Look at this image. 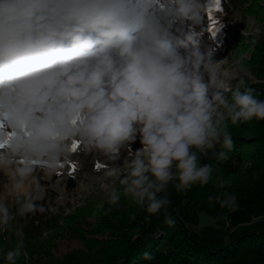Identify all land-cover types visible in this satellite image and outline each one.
<instances>
[{"label": "clouds", "instance_id": "1", "mask_svg": "<svg viewBox=\"0 0 264 264\" xmlns=\"http://www.w3.org/2000/svg\"><path fill=\"white\" fill-rule=\"evenodd\" d=\"M211 4L0 0V233L15 237L0 247L5 264L28 260L17 218L48 211L43 181L71 175L81 156L99 162L109 206L129 201L146 222L162 213L171 227L169 185L177 193L207 185L214 168L201 156L228 160L230 128L264 121L247 53L225 69L218 48L202 44ZM208 201L239 208L234 193Z\"/></svg>", "mask_w": 264, "mask_h": 264}, {"label": "trees", "instance_id": "2", "mask_svg": "<svg viewBox=\"0 0 264 264\" xmlns=\"http://www.w3.org/2000/svg\"><path fill=\"white\" fill-rule=\"evenodd\" d=\"M247 1L230 0V3L238 8ZM205 35L201 41L207 47L206 42L212 41V35ZM253 74L257 81H250L249 84L256 89L258 98L264 99V70ZM240 126L248 134H239L238 129L231 131L234 148L228 153V160L216 161L211 152L208 156H201L202 163H210L220 170L225 184L216 179L203 187L194 185L184 193H177L174 188L167 192L172 202L168 212L176 221L174 226L164 224L162 213L146 222L147 214L129 201L121 202L123 209L112 206L100 209L98 231H107L112 235L118 229L121 236L117 239L114 234L113 242H103V257L97 258L94 264H227L238 260L245 264H264V121L253 119ZM216 150L227 151L220 145ZM80 171L77 169L71 175L64 172L61 177L66 179L68 187L76 184V175ZM225 192L236 194L239 205L235 212L222 209L227 212L233 230L226 237L206 239L198 229L187 224H200V210L221 209L218 202L210 203L208 197ZM54 196V191L49 190L46 213L17 218V224L24 226V251L28 254L27 261L22 256L17 264H40V259L52 255L55 243L43 236V230L57 229L61 222L63 225H74L76 213L65 217L52 213L50 206ZM133 214L135 219H132ZM254 217L258 219L253 221ZM14 243L15 237L10 233H0V247L5 251ZM145 251L152 253L154 258L151 261L143 259ZM0 264H5L2 252Z\"/></svg>", "mask_w": 264, "mask_h": 264}, {"label": "rangeland", "instance_id": "3", "mask_svg": "<svg viewBox=\"0 0 264 264\" xmlns=\"http://www.w3.org/2000/svg\"><path fill=\"white\" fill-rule=\"evenodd\" d=\"M210 9L212 19L216 22L215 35H212L210 37L212 41H207L206 44L218 48L216 59L224 61L223 67L230 68L232 60L243 52L247 53L245 66L250 72L257 73L264 70V0H248L238 8L233 7L230 0H220L218 11L212 0L200 26L201 40L206 36L205 33H208ZM252 21L256 23L253 24ZM257 27L260 29L259 32L254 30ZM234 82L232 81L233 84ZM237 129L239 134H248L240 125L232 126L230 131ZM96 163L99 162L90 155L81 156L77 168L81 171L76 175V184L71 188L62 177H52L43 181L49 185L48 191H54L55 196L50 206L52 213H58L61 217L76 213L77 218L74 220V225L71 222V225H63L61 222L57 229L52 227L43 230V236L54 242L55 246L52 248V255L40 259V264H94L97 258L103 257V242H113L115 235L117 239L120 238L121 233L118 229L114 231L115 235H110L107 231H98L101 225L98 211L109 205L105 199L106 191L101 187L102 182L98 179L99 172L94 171ZM118 163L122 165L123 159ZM213 168L211 180L214 182L217 179L225 184V178L221 177L220 170L216 166ZM89 185H92L91 189ZM116 186L118 187V182ZM172 188L170 184L167 192ZM199 221V225H187L198 229L206 239L226 237L227 233L233 230L227 212L219 208L200 210ZM227 264L245 263L238 260Z\"/></svg>", "mask_w": 264, "mask_h": 264}, {"label": "snow or ice", "instance_id": "4", "mask_svg": "<svg viewBox=\"0 0 264 264\" xmlns=\"http://www.w3.org/2000/svg\"><path fill=\"white\" fill-rule=\"evenodd\" d=\"M214 4H215V9L218 11L219 10V5H220V0H214ZM209 20H210V24L208 26V33L210 35H215V28H214V25H215V20L212 19V16H211V9L209 10ZM99 167V165H97Z\"/></svg>", "mask_w": 264, "mask_h": 264}]
</instances>
